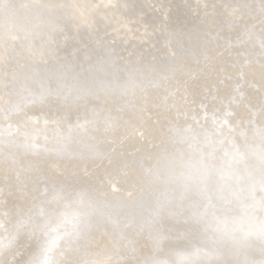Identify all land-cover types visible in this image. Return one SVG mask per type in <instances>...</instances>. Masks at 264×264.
Here are the masks:
<instances>
[{
    "label": "bare ground",
    "instance_id": "1",
    "mask_svg": "<svg viewBox=\"0 0 264 264\" xmlns=\"http://www.w3.org/2000/svg\"><path fill=\"white\" fill-rule=\"evenodd\" d=\"M156 19L157 29L193 35L194 45L215 53L214 65L227 49L224 62L233 64L219 70L226 78L218 93L236 78L227 77L231 66L264 90V0H0V264H31L57 237L52 264H264L259 130L229 140L230 157L206 160L227 158L218 171L200 176L190 167L194 177L171 168L151 178L105 138L117 122L108 109L114 99L100 96L106 61L98 39L123 31L120 50L128 53L137 44L130 34H148ZM243 138L248 145L237 149ZM98 140V155L109 158L93 172ZM73 217L75 231L65 222Z\"/></svg>",
    "mask_w": 264,
    "mask_h": 264
},
{
    "label": "rangeland",
    "instance_id": "2",
    "mask_svg": "<svg viewBox=\"0 0 264 264\" xmlns=\"http://www.w3.org/2000/svg\"><path fill=\"white\" fill-rule=\"evenodd\" d=\"M172 19L166 24H174L175 19ZM156 21L148 34L142 31H139L140 36L130 34L134 37L132 39H137L138 47L131 53L120 50L123 31H109L98 39L105 46L102 57L106 61L104 72L98 79L100 96L106 104L109 99H114L112 108L109 106L108 109L112 110L111 115L117 122V128L109 127L104 131L107 132L105 138L112 136L110 142L119 143L123 151V157L119 158H129L151 178L156 172L164 174L171 168L194 177L188 170L192 166L200 176L209 168L216 172L226 164L222 163L233 151L226 146L229 140L237 139L241 133L249 136L255 130H259L264 137V90L254 91L252 80L248 81L243 75L240 77L239 68L231 66L227 77L236 78L226 84L224 93H218L221 79L226 78V75H220L219 70L226 68L227 63L233 64L232 60L224 62L228 56L227 49L214 65V52L206 51L202 45H194L193 35L186 38L187 35L183 36L180 31L172 33L166 24L161 30L157 29ZM124 43L127 45L128 41ZM120 81L127 85L119 92L114 87ZM131 82L132 91H128ZM246 91H249L248 94L241 97ZM133 112L138 114L136 120L131 118ZM200 118L201 128H195V122ZM81 132L88 134L89 130L81 129ZM89 141L93 143V138ZM248 143L249 138L235 141L237 149ZM101 144L98 140L97 145L91 146L94 157L89 161L88 170L93 172L109 158V155H98ZM131 148L136 150L137 157L131 154ZM202 153L205 156L203 160ZM221 155L229 156L213 161L210 166V162H206L210 156L219 158ZM108 164L109 161L106 162ZM126 168L127 165H124L123 169ZM134 192L137 193L135 196L130 193L133 198L139 195V189ZM160 192L155 196L165 193V189L160 188ZM79 201L86 202L84 197H80ZM126 209L129 210V207ZM93 210L90 207L88 212ZM121 261L123 259L113 260L112 263Z\"/></svg>",
    "mask_w": 264,
    "mask_h": 264
},
{
    "label": "snow or ice",
    "instance_id": "3",
    "mask_svg": "<svg viewBox=\"0 0 264 264\" xmlns=\"http://www.w3.org/2000/svg\"><path fill=\"white\" fill-rule=\"evenodd\" d=\"M262 159H264V156H262ZM55 198H60L59 193L56 194ZM66 223L72 224L73 231L76 230L78 221L73 217L71 219L66 218ZM258 234L262 239H264V220H262L259 225H258ZM59 237L56 239L50 240L48 242V247L43 251L41 256H38L31 261V264H52L50 258L48 257L47 253L52 250L53 247H55L57 240ZM200 249H196L193 255H198L200 253ZM146 264H161L159 261H148ZM173 264H182L180 261H175ZM192 264H195V262H192Z\"/></svg>",
    "mask_w": 264,
    "mask_h": 264
}]
</instances>
